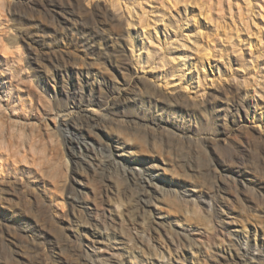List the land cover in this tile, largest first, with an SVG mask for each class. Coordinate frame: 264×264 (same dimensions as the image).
<instances>
[{"label":"rangeland","instance_id":"1","mask_svg":"<svg viewBox=\"0 0 264 264\" xmlns=\"http://www.w3.org/2000/svg\"><path fill=\"white\" fill-rule=\"evenodd\" d=\"M63 111L75 118L60 125ZM201 189L223 216L184 202ZM220 218L238 242L209 257L164 234ZM161 251L264 264V0H0V264H160Z\"/></svg>","mask_w":264,"mask_h":264},{"label":"bare ground","instance_id":"2","mask_svg":"<svg viewBox=\"0 0 264 264\" xmlns=\"http://www.w3.org/2000/svg\"><path fill=\"white\" fill-rule=\"evenodd\" d=\"M66 10H68V9H66ZM102 16H103L104 20L112 18L113 21L118 22L117 18L116 17H112L108 12L103 13ZM106 22H108V20H106ZM119 27H120V25L118 24V27H116V29H118ZM15 31H17L18 34H22L24 32L23 30H20L19 28L16 29ZM10 36H13V38L16 37V35H10ZM90 107L92 108V110H90V115H91L90 118L94 117L96 114L100 113V111L95 106L90 105ZM104 110L106 112H109L110 111V106L107 104V106H106V108ZM75 113L76 112H74V111H63L62 112V118H64V119L60 120V125L66 124L68 121H71L72 119H74L75 118L74 117ZM92 145H93V147H92ZM118 148L120 149L121 145L118 146ZM87 151H90V153H88V154H91L92 152L95 153V155L92 156L94 160L93 159H88L89 167L95 169V166L96 167L98 166V165L95 164V162L97 164H100V161H99V159L97 157L98 156L97 155L98 152H97V149L94 146L93 142L91 143V146H86L85 147L84 152H87ZM80 153H81V151H80ZM88 156H90V158H91V155H88ZM155 160H157L159 162L158 163H152L150 165L151 168H153L154 170L158 169V168H162V169L168 168L170 163H173L172 170L170 171V173H172L173 176L176 177V176H182L183 175L185 177H191V174L186 169V167L184 165H180L176 160H172V159H169V160H166V161H164L162 159H155ZM160 162H162V163H160ZM138 169L140 170L139 167H134L133 171L136 172V173H140L139 177L142 178L144 175L141 173L142 171H138L137 172ZM83 173L85 175L84 178L86 179L87 183H91L90 181H92V174L93 173L89 172V170L88 171H83ZM93 176H95V175L93 174ZM150 176L152 178L156 177L152 173L150 174ZM157 176H159V175H157ZM202 177H203V175H202ZM82 182H84V181L81 180V183ZM146 183L148 185H152L149 179L146 180ZM200 186L204 187V185H202V184L199 185V187ZM157 188H158V186H156V190H157ZM194 189H197V185H194ZM174 193H175V191H174ZM176 193H175V195H176ZM189 193H191V194H189L188 196H190L191 198L188 199V200H185L184 202L190 203L192 205V207H193L192 209H194V214L196 212H198V211L202 212V209H204L201 206V203L204 204V207H205L204 211H206V214L207 213H209V214L212 213V214H217V216H219L221 214L223 216V213H225V210H224L223 206L220 207V205H219L220 204V198L219 197L216 196V202H215L214 201L215 200V195L211 196L210 193L206 194L205 191L202 190V189H201V193L200 194L196 190H190ZM162 198H163V196H162ZM237 201L239 202V200H237ZM198 202H199V205H198ZM87 203H88V199H87ZM149 203H152V202H149ZM152 206L155 207L156 210H157V208H159L157 204H154V202L152 203ZM90 208H91V206H90ZM116 209L119 210V207H117ZM187 210H188V208H187ZM110 217H111V214L109 215V219H110ZM217 218H219V217H217ZM229 218H232V217H229ZM95 220H96L97 226H99V225L100 226L101 225L105 226L107 224V220L108 219H107V216L105 214L104 215L99 214V215H97ZM214 223H215L214 226H212L210 228V230L209 229L200 230V229H193L191 227L186 228L185 225H184L185 223H183V222L179 223V221H178V224H175V226L178 227V228H181V230L184 231V232L180 233L179 230H174V228L171 226V230L164 231V234L167 237H168V235L170 233L172 234L173 231L177 232L178 234H182L179 237V240H180V242L183 243V245L185 247H188V249L191 250L192 255H196L197 254V250L203 252L202 249H204V247L207 245L206 251L203 252V253H206V255H204L203 257H209V256H211L212 252L219 253L216 249H213V248L217 247V248H219L218 250H220L221 246H219L218 243L222 242L221 245L224 244V243L225 244L227 243L228 245H232L233 246L235 241L238 242L237 239L233 238L232 231L229 228L230 227L229 225H231V223H235V220L233 222H226L225 220H222L220 218L219 221L217 220ZM257 232H258V230H256V233ZM171 242H172V238H171ZM239 243H246L245 245L247 246L248 241L239 242ZM194 250H196V251H194ZM100 252L101 251H99V250H95V252L92 254V256L95 257L97 260L98 259H103L102 256L100 255ZM167 253H169V251ZM160 254H161V256H160L161 259L159 261L160 264H171V260H172L171 254H169L168 257L165 255L166 253L164 251H161ZM111 258H113L112 260H113L114 263L121 264V261L118 260V258H117V256L115 254H113V256H111ZM131 263L134 264L133 262H131Z\"/></svg>","mask_w":264,"mask_h":264}]
</instances>
